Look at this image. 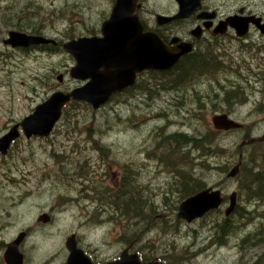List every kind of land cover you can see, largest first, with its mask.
Returning a JSON list of instances; mask_svg holds the SVG:
<instances>
[{"label":"rangeland","instance_id":"374dc122","mask_svg":"<svg viewBox=\"0 0 264 264\" xmlns=\"http://www.w3.org/2000/svg\"><path fill=\"white\" fill-rule=\"evenodd\" d=\"M177 8L175 0H145L144 14L152 22L156 13ZM111 9L109 0H0V38L11 29H22L8 25L16 15L14 24L24 25L23 17L32 19L46 33L68 42L92 28L99 30ZM252 38L260 41L256 31ZM223 41L221 67L215 72L185 74L176 81L170 71L166 75L147 71L140 86L97 110L84 101L69 103L50 136L28 138L22 133L14 139L10 153L0 161V240L9 242L20 231H30L32 238L24 249L33 243L34 251L52 253L76 231L102 256L117 254L131 242L132 250H139L145 259L158 257L167 263L264 264V243L241 247V239L258 232L261 225L264 232L262 201L237 197L249 214L245 213L239 231L224 243H218L216 235L229 196L239 191L238 180L225 179L218 168L234 167L245 135L264 134V59L242 51L235 39ZM59 52L10 50L0 43V136L54 91H70L81 83L69 76L74 57ZM218 52L214 50L216 56ZM60 74H64L62 83ZM237 88L242 90L240 95L233 91ZM228 91L232 96H227ZM220 113L244 127L215 133L224 153L209 156L210 168L198 169V176L206 187L220 188L226 201L220 210L188 222L177 216L186 198L178 187L182 154L172 149L164 157L161 136L183 132L200 137L215 132L213 117ZM181 150L194 149L189 144ZM250 150L246 147L245 155ZM123 180L125 190L133 189L143 200L139 217L115 203L114 195L124 191ZM44 212L51 215V221H38ZM3 246L0 257L6 250Z\"/></svg>","mask_w":264,"mask_h":264},{"label":"water","instance_id":"95a60500","mask_svg":"<svg viewBox=\"0 0 264 264\" xmlns=\"http://www.w3.org/2000/svg\"><path fill=\"white\" fill-rule=\"evenodd\" d=\"M137 1L116 0L111 17L102 25L103 37H83L64 43L66 51L76 61L70 69L71 77L86 80V83L70 91L57 90L47 100L38 104L30 115L0 137V152H7L11 142L21 134V129L27 137L47 136L54 129L68 102L83 100L91 104L94 109H98L108 102L112 95L133 84L138 73L145 70L170 69L181 55L186 53L187 49H184L182 45L175 48L166 45L157 34L143 32L137 12L139 7ZM178 1L179 11L177 14L173 16L158 14L157 17L166 21L188 17L195 10L201 8V0ZM247 21H244L241 26L245 27ZM228 22L235 26L237 24L236 17H230ZM244 27L243 30L246 28ZM48 41L43 36H34L17 30L10 31L8 39L5 40L7 44L13 46H28ZM58 78L62 81L63 75H59ZM213 122L217 129L224 130L243 126L226 113L216 114L213 117ZM256 140L264 141V134L258 138L253 137L248 142ZM239 171L240 162L228 172V177H235ZM223 202L222 190L210 186L184 199L179 206L177 216L192 222L203 217L210 210L218 208ZM236 205L237 192L235 191L230 196V204L225 210L226 216L233 213ZM42 219L48 221L50 218L46 215L42 216ZM24 236L25 233H22L14 241L8 243L5 259L9 264H22V254L18 245ZM69 241L73 240L71 238L68 240L71 252L66 264H92L89 258L85 259L83 251ZM105 264L165 263L158 259L142 262L138 253H129L128 250H124L119 259Z\"/></svg>","mask_w":264,"mask_h":264},{"label":"flooded vegetation","instance_id":"af4514ba","mask_svg":"<svg viewBox=\"0 0 264 264\" xmlns=\"http://www.w3.org/2000/svg\"><path fill=\"white\" fill-rule=\"evenodd\" d=\"M175 1L178 5L176 11H171L168 13H156L155 15L156 19L152 22L148 20L144 14L145 0L137 1V3L139 4L137 12L139 19L142 23L144 33L153 32L157 34L159 38L162 39V41L166 45L175 48L182 45L184 49H187L186 53L182 54L181 57L178 59V61L170 69L145 70L144 72L170 71L171 73H173L174 79L176 81L180 80L179 77L180 73L186 71L185 74H188L193 71L191 67L194 68L195 66L197 67V70L199 72H204V71L215 72V70L221 67L220 65L221 60L219 59L220 58L219 56H221L222 53L221 48L225 46L223 38L226 37L235 39L242 51H249L256 58L260 60L264 59V10H262L264 7V0H258V1L257 0H201V8L195 10L188 17L175 18L168 21L162 19L160 21L159 18L157 17L158 14H162L165 16H173L177 14V12L179 11V1L178 0ZM115 3L116 0H109V4L112 7L111 10H113ZM111 13L109 14L108 18L102 21L99 30L92 28L87 33L82 35H77L75 38H70L69 40L79 39L83 37H93V36L103 37L102 24L111 17ZM234 16L236 17V22H237L235 26H233L231 23L228 22L229 18ZM9 21H11L12 23H9L8 25H11L12 27H18L16 24H14L13 19H9ZM244 21L245 22L247 21V25L245 26L246 28L243 26L245 30H243V27L241 26L244 23ZM4 26H7V24ZM25 27L29 29L26 30ZM22 29L23 30H17V31L27 32L28 34L34 36H43L49 41L30 44L28 46H13L12 44H7L5 42V40L8 39L9 37L10 31L16 30V29H11L8 31L6 37L2 39L0 38V43L2 47H5L6 49L8 48L10 50H24V51L36 50L42 53L52 52L53 54H59L60 53L59 51L66 52V49L64 47V43L66 41H60V39L56 38V36L46 33L43 30L41 24L32 23L31 21L29 25L23 26ZM253 31H256L259 34L260 41L259 39L255 40L252 38ZM215 49H219L217 56L214 53ZM195 63H199V64H195ZM144 72L138 73L136 80L133 84L129 85L122 92L114 94L110 98V100H112V98L116 97L118 94H121L126 91H130L131 89L140 86L141 78ZM74 80L78 82L81 81V83L77 84L76 87H79L85 83L83 82V80H80L79 78H75ZM67 105H65V107ZM62 118H64V114L60 117L59 121ZM58 122L56 123V125L58 124ZM52 133L53 131H51L47 136H40V137H48ZM33 136H38V135H33ZM253 137L255 138L258 136H253ZM12 145H10L6 153L0 152V161H2L3 158L8 156V154L12 149ZM57 171L60 172V169L57 168ZM104 192L105 191H101V193ZM100 198L102 199V196ZM107 199L108 201H110L109 196H107ZM46 215H48L50 218L48 221H44L42 219V216H46ZM51 219H52L51 215L45 212L41 213L38 216L39 222L45 223L51 221ZM22 233H25V236L21 241V243L18 245V249L22 254V264H66L71 252L68 247L69 238L73 240L69 242L71 244L72 243L76 244L77 247L83 251V255L85 259L88 260L89 258L92 264H105L108 262H113L120 258V255L124 250H128L129 253H138L140 260L142 262H149L154 259H158L159 261H162L158 257H155L153 259H145L139 250L138 251L132 250L134 245L131 242L128 243V245L124 247L123 250L117 254L102 256L99 254L98 249H93L90 246L86 245L81 239V236L77 234L76 231H71L70 235H68L65 238L64 243L60 247V249L57 252H52V253L43 252L41 251V249H37V248L34 251L36 246L33 243H30L28 249L25 250L24 243L32 238L30 231H25V230L20 231L9 242L3 243L2 240H0V244L6 245L3 247H5L7 250L8 243L14 241ZM6 250L4 251L3 256L0 257V264H9L5 259ZM27 253H31V254H27ZM164 263L168 264L167 262Z\"/></svg>","mask_w":264,"mask_h":264},{"label":"trees","instance_id":"16d2710c","mask_svg":"<svg viewBox=\"0 0 264 264\" xmlns=\"http://www.w3.org/2000/svg\"><path fill=\"white\" fill-rule=\"evenodd\" d=\"M15 16L16 15L12 16L11 19L14 20ZM18 18L19 16L17 17V19ZM23 19L25 21L24 25L16 24L20 28L29 25L32 21V19L31 21H29L24 17ZM195 64H199V63H195ZM191 68L193 69V71L188 74L192 75L196 72H199L196 66L194 68L193 67ZM185 73L186 71L180 73V77H184ZM163 74L166 75L167 72ZM233 91H236L235 92L236 95H240L242 93V90L239 88ZM227 96L228 97L232 96V94L230 95V91H228ZM216 132H221V131L215 130V132L207 133L200 137L189 136L183 132H175L161 136L159 145L163 149L164 157L169 156L168 154L165 153V151L172 149H176L178 150V152L182 154L180 156V160L184 161V165H183L184 168L182 167L179 172L180 174L178 180L179 181L178 187L183 197H188L191 194L197 193L198 191L206 188L204 179L200 175L198 176V169L210 168L211 163L210 164L208 163L207 158L209 156H213L216 153L217 154L224 153V148L222 149L218 148L219 144L217 143V138L215 136ZM247 136L248 135H245L243 137L245 139L243 140H248L251 137V136L248 137ZM189 144L192 145L194 149L193 150L194 153L197 154L191 155V152L193 151L181 150L182 147ZM246 147H250L251 150L248 154L245 155ZM238 151H239V155L240 153L243 154L242 157L235 156L237 157V162L242 160L240 171L235 177L238 180V188H239L238 199L239 198L245 199L246 202L259 200L264 203V142H255L243 147L239 146ZM164 161L166 163H169L167 160ZM218 169L219 171H221V174L226 175L225 179H229V177L227 176V173L229 172L228 165L221 166ZM121 186L122 189L124 188V191L114 195L115 203L122 205L125 209H129L131 213H135L136 215H138L137 217L141 216L143 213L140 210L143 201L142 198L138 194H135L133 189H131V191L125 190L126 187L125 181H122ZM151 205L153 206L154 204L151 203ZM214 211L216 210L210 212H214ZM245 211L246 210L243 209L241 205L239 206V204H237L236 209L232 214H230L229 216L225 215L223 218L224 220L218 222L219 223L217 224L218 230L216 232V235L218 237V243H224L230 234L239 231V222L243 218H245V213L249 214V212H245ZM262 223H264V220ZM263 234L264 232L262 230V225H261L258 232L249 233L247 234L246 237L241 239V247L243 249H246L264 243ZM257 235L260 237L258 238ZM168 264H174V263L169 262Z\"/></svg>","mask_w":264,"mask_h":264},{"label":"bare ground","instance_id":"6f19581e","mask_svg":"<svg viewBox=\"0 0 264 264\" xmlns=\"http://www.w3.org/2000/svg\"><path fill=\"white\" fill-rule=\"evenodd\" d=\"M61 2V1H60ZM178 13V12H177ZM162 15V14H161ZM165 16V15H164ZM159 20L161 21L162 20V18H159ZM103 25V24H102ZM25 33H27V32H25ZM28 34V33H27ZM66 43V42H65ZM72 68V67H71ZM61 75V74H60ZM63 75V80H64V74H62ZM69 76H70V78H72L71 77V75H70V71H69ZM58 80H59V78H58ZM62 80V81H63ZM198 80V79H197ZM61 83H62V81L61 80H59ZM124 117V116H123ZM54 130V129H53ZM52 130V131H53ZM21 134H22V132H21ZM21 134H20V136H21ZM62 137V136H61ZM248 137V136H247ZM215 138V137H214ZM253 138V136L251 135V137L248 139V140H243L242 141V143L239 145L240 147H243V146H246V145H250V144H252V143H255V142H248L249 140H251ZM245 142V143H244ZM244 143V144H243ZM94 147V146H93ZM73 148V147H72ZM110 153V152H109ZM167 153V152H166ZM82 154V153H81ZM242 154V153H241ZM243 155V154H242ZM48 157V156H47ZM239 163V161L234 165V166H236L237 164ZM62 164V163H61ZM241 164H242V161H240V167H241ZM243 167V166H242ZM161 168V167H160ZM232 169V168H231ZM230 169V170H231ZM229 170V171H230ZM155 174V173H154ZM228 174V173H227ZM47 177V176H46ZM152 178V177H151ZM74 181V180H73ZM63 183V182H62ZM55 190V189H54ZM233 192H235V191H233ZM237 192V191H236ZM222 195H223V197H224V202L218 207V208H216V209H213V210H217V209H219V208H221L222 207V205L225 203V201H226V197H225V195H224V193H222ZM231 196V195H230ZM230 196H229V200H230ZM237 197H238V193H237ZM129 198V197H128ZM78 199V198H77ZM181 204V203H180ZM238 204V203H237ZM180 206V205H179ZM237 206V205H236ZM7 207V206H6ZM144 208V207H143ZM76 209V208H75ZM81 209V208H80ZM235 209H236V207H235ZM213 210H210V211H213ZM226 210V209H225ZM9 211V210H8ZM209 211V212H210ZM225 212V211H224ZM234 212V211H233ZM224 214V213H223ZM231 240V239H230ZM162 262V261H161ZM164 263V262H163Z\"/></svg>","mask_w":264,"mask_h":264}]
</instances>
